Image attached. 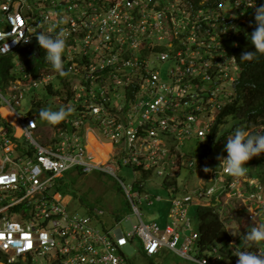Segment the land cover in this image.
Wrapping results in <instances>:
<instances>
[{
    "label": "built area",
    "instance_id": "built-area-1",
    "mask_svg": "<svg viewBox=\"0 0 264 264\" xmlns=\"http://www.w3.org/2000/svg\"><path fill=\"white\" fill-rule=\"evenodd\" d=\"M258 2L0 0V57L8 58L0 88V264H132L122 248L134 238L147 257L165 249L197 264H236L241 237L201 246L188 215L192 206L214 207L222 217L217 203L228 196L243 202L249 230L264 223V182L247 170L226 174L203 145L236 96L234 49L243 28L255 24ZM37 32L65 39V74L46 61ZM62 106L72 111L57 124L38 115ZM92 135L110 144L105 161H93ZM123 166L133 172L130 185L116 175ZM70 169L116 176L139 218L133 230L117 227L118 216L97 227V208L85 215L69 209L57 186ZM182 169L191 179L179 186ZM151 177L162 178L170 202L171 223L163 228L144 222L138 207ZM243 250L264 253V241Z\"/></svg>",
    "mask_w": 264,
    "mask_h": 264
},
{
    "label": "rangeland",
    "instance_id": "rangeland-1",
    "mask_svg": "<svg viewBox=\"0 0 264 264\" xmlns=\"http://www.w3.org/2000/svg\"><path fill=\"white\" fill-rule=\"evenodd\" d=\"M262 2H264V0H259V2L256 3V7ZM242 20L247 22V19ZM243 32H246V27L243 28ZM10 60L11 64L14 65L16 61L19 60L18 53H14L12 56H10ZM170 64L171 62L167 61L164 63V67L167 68ZM2 78L3 76L0 78V88L2 87ZM37 93L38 96L48 97V94L43 90H40V92L38 91ZM29 95L30 93L25 97H28ZM8 116L13 118L9 113ZM37 120L39 122L40 118L37 117ZM238 128L244 129L245 124L240 122L238 119L229 118L228 123L222 127V130L219 133V135H223L216 149L213 152L208 153L211 161L216 163L218 160L217 156L224 155L223 153L226 151H224L223 146L226 143V138L232 135ZM246 130L250 132L251 128ZM98 145L100 148H102L100 144ZM106 145H109L110 150V144L106 143ZM191 146L193 151L198 152L200 150V147L195 143H192ZM115 165L118 166L116 163ZM244 166L246 167L248 173L251 169H254V164L250 162ZM180 172V177L178 179L179 186L182 185V182L191 179L188 178L189 176L186 170L182 169ZM116 175L123 179L127 185H130L134 179L131 168L127 166H123L121 168L118 167ZM253 177L257 179V176ZM61 179L64 180V182H67L69 186V192L66 194V199L68 202L67 207L69 209L76 211L80 215L88 214L89 209L91 208L103 210V214L99 216L100 221L96 223L97 227H102V221L105 222L106 226L114 225V219L118 216L122 217L123 219L121 223L117 225V227H120L123 232L128 233L133 230V225H136L139 222V218L130 207L127 197L122 191L119 179L116 176L109 173H101L97 169L86 174H81L75 169H70L63 173ZM161 180V177L157 179L153 177L147 179L144 190L140 192L141 199L140 202H138V207L141 212V218L144 222L156 220L160 227L163 228L167 223H171V218L168 217L170 202H167V192L163 190L164 188L160 185ZM146 193L150 194L151 196L160 195L162 200H154L152 204H149L145 198ZM241 203L243 204L241 199H235L228 196L222 197L217 203V205L219 204V208L222 209V213L225 212L224 214L228 216L227 219H225V217L223 218L224 215L222 218L225 222L226 229L232 237V240H234L236 243L239 242L238 239H240V237L246 233V231H249L250 226V224H246L247 219L245 217V213L243 210H241V208H244V206ZM128 215L129 218H127ZM188 216L190 217L192 226L198 228L199 220L195 217L194 206L191 207V211L189 212ZM178 225L182 238L185 234V232L181 229L182 222H179ZM122 251L129 258L132 264H197L190 259H186L177 255L171 250L165 249L155 256L147 257L142 253L141 244L137 238H134L132 242H129L123 246ZM225 261L226 264H232V262L227 260V258Z\"/></svg>",
    "mask_w": 264,
    "mask_h": 264
},
{
    "label": "trees",
    "instance_id": "trees-1",
    "mask_svg": "<svg viewBox=\"0 0 264 264\" xmlns=\"http://www.w3.org/2000/svg\"><path fill=\"white\" fill-rule=\"evenodd\" d=\"M255 25L248 26V34L254 29ZM247 34V35H248ZM254 46L248 38H238L237 47L234 49L238 63L241 67L236 81V96L227 103L221 110L214 126L207 136L204 145V154L216 149L223 134L221 128L228 123L229 118L238 119L245 124L244 129H249L250 133L264 132V53L257 52L251 60H241L239 57L244 51L253 50ZM7 57H0V78L7 73ZM208 154V153H207ZM207 154L204 156L207 157ZM209 157V156H208ZM253 163L254 169L249 174L257 176L264 181V151L259 155H253L247 161ZM57 189L65 195L69 192L67 182L61 181ZM195 217L199 220L198 230L200 232L199 243L201 246L211 242H225L231 239V235L226 229L223 218L227 215L223 213V218L214 207H194ZM225 244V245H226Z\"/></svg>",
    "mask_w": 264,
    "mask_h": 264
},
{
    "label": "clouds",
    "instance_id": "clouds-1",
    "mask_svg": "<svg viewBox=\"0 0 264 264\" xmlns=\"http://www.w3.org/2000/svg\"><path fill=\"white\" fill-rule=\"evenodd\" d=\"M254 21L255 24H249L255 25L254 29L248 34L247 27L245 35L254 48L253 50L242 52L239 57L241 60H251L257 52L264 53V2L255 7ZM35 34L38 45L45 50L46 61L59 74H65L62 61L65 39L60 35L53 36L45 32H37ZM71 111V107L63 106L56 110L41 108L38 115L51 124H57L64 120ZM223 149L227 155L217 156V159L222 164L223 171L231 176H243L246 170L243 162L253 155H259L264 151V132L250 133L246 129L238 128L226 138ZM203 170L207 172L209 168L205 166ZM260 241H264V223L252 226L249 231H246L241 236V249L234 253L238 257L236 264H264V253L243 250L244 248H251L254 243Z\"/></svg>",
    "mask_w": 264,
    "mask_h": 264
},
{
    "label": "bare ground",
    "instance_id": "bare-ground-1",
    "mask_svg": "<svg viewBox=\"0 0 264 264\" xmlns=\"http://www.w3.org/2000/svg\"><path fill=\"white\" fill-rule=\"evenodd\" d=\"M1 112L3 113V115L7 116L10 120H14L13 118L8 116V112L4 109L1 108ZM98 143L101 145L102 148L99 147ZM105 144V145H104ZM91 145V146H90ZM104 145V147H103ZM88 149H90L89 151L93 154V161L94 162H101V161H105L106 156H107V149H106V143L102 144L100 143L99 139L95 138L93 135L89 136V147Z\"/></svg>",
    "mask_w": 264,
    "mask_h": 264
},
{
    "label": "crops",
    "instance_id": "crops-1",
    "mask_svg": "<svg viewBox=\"0 0 264 264\" xmlns=\"http://www.w3.org/2000/svg\"><path fill=\"white\" fill-rule=\"evenodd\" d=\"M94 136V135H93ZM95 137V136H94ZM95 138H97V137H95ZM98 139V138H97ZM102 144V143H101ZM105 145V144H104ZM104 145H103V147H104ZM106 149H107V151L109 152L110 150H109V145H106ZM107 156H108V153H107ZM107 156H106V158L105 159H107ZM66 195V194H65ZM66 198H67V196H66ZM191 211V207H190V210H189V212Z\"/></svg>",
    "mask_w": 264,
    "mask_h": 264
}]
</instances>
